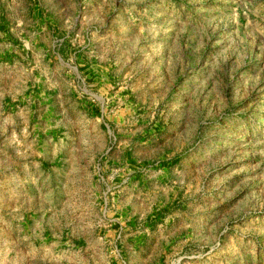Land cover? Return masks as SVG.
<instances>
[{
	"label": "rangeland",
	"instance_id": "374dc122",
	"mask_svg": "<svg viewBox=\"0 0 264 264\" xmlns=\"http://www.w3.org/2000/svg\"><path fill=\"white\" fill-rule=\"evenodd\" d=\"M0 264H264V0H0Z\"/></svg>",
	"mask_w": 264,
	"mask_h": 264
}]
</instances>
